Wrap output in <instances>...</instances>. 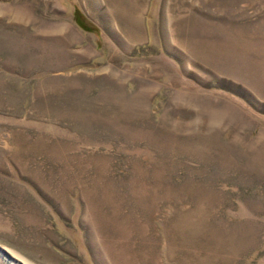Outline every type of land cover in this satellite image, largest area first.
Wrapping results in <instances>:
<instances>
[{
    "label": "rangeland",
    "instance_id": "1",
    "mask_svg": "<svg viewBox=\"0 0 264 264\" xmlns=\"http://www.w3.org/2000/svg\"><path fill=\"white\" fill-rule=\"evenodd\" d=\"M0 246L264 264V0H0Z\"/></svg>",
    "mask_w": 264,
    "mask_h": 264
},
{
    "label": "bare ground",
    "instance_id": "2",
    "mask_svg": "<svg viewBox=\"0 0 264 264\" xmlns=\"http://www.w3.org/2000/svg\"><path fill=\"white\" fill-rule=\"evenodd\" d=\"M0 263L1 264H31L14 252L0 246Z\"/></svg>",
    "mask_w": 264,
    "mask_h": 264
}]
</instances>
